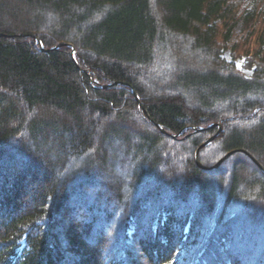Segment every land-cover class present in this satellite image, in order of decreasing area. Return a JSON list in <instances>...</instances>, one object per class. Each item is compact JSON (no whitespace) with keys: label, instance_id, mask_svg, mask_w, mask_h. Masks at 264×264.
I'll use <instances>...</instances> for the list:
<instances>
[{"label":"trees","instance_id":"16d2710c","mask_svg":"<svg viewBox=\"0 0 264 264\" xmlns=\"http://www.w3.org/2000/svg\"><path fill=\"white\" fill-rule=\"evenodd\" d=\"M258 3L0 0V264H264Z\"/></svg>","mask_w":264,"mask_h":264},{"label":"rangeland","instance_id":"374dc122","mask_svg":"<svg viewBox=\"0 0 264 264\" xmlns=\"http://www.w3.org/2000/svg\"><path fill=\"white\" fill-rule=\"evenodd\" d=\"M257 9H258V14L253 17V19L251 20L250 24H245V22L243 20L242 21H237L236 22V25H235V28L233 30L232 42L237 43L239 45H242L246 49H247V47L251 48L253 46V45H251L252 42H253L252 36H253V34H255V32H253V30L254 29H257V28L251 27V25H253L254 20L256 18H258V20L260 22H263L264 23V0H259L258 8ZM259 21L257 22V26L259 27V32H256V33H261L262 30H264V28L261 29L262 24H260ZM223 58L227 62H233L234 65L236 66V68L239 69L246 77H250L252 75V70H249V69L244 68V64H245V59L244 58H246V57H244L243 59L238 58V59H235L234 60L233 57H232L231 50L230 49H226L223 52ZM219 127H221V126H219ZM221 131H222V127H221V130L218 129V131L216 133L217 135L215 134L213 136L214 139L219 135V133Z\"/></svg>","mask_w":264,"mask_h":264},{"label":"water","instance_id":"95a60500","mask_svg":"<svg viewBox=\"0 0 264 264\" xmlns=\"http://www.w3.org/2000/svg\"><path fill=\"white\" fill-rule=\"evenodd\" d=\"M2 34H0V36H1ZM37 43L38 44H41L40 43V41H37ZM56 49V48H55ZM72 58H73V60H74V53L72 52ZM115 84H119V85H124V86H127V87H129V88H131L132 89V87L129 85V84H127V83H122V82H117V83H115ZM132 92H133V94H134V96H135V98H136V100L138 101V97H137V94H136V92L132 89ZM219 129L221 130V127H219ZM161 130V132L162 133H165V131L163 130V129H160ZM217 135V134H216ZM171 137H174V136H171ZM214 139V137H212V138H210L209 140H207L203 145H201L197 150H196V154H195V161H196V163H197V165L199 166V167H201V168H203V166L200 164V162H199V160H198V153H199V150L202 148V147H204V146H207L208 144H210V142L212 141ZM231 153H229V154H227L222 160H220L214 167H213V169H215V168H217L221 163H222V161L224 160V159H226L229 155H230ZM247 154V153H246ZM251 159H252V161L258 166V168L263 172V174H264V169L261 167V165L251 156V155H249V154H247ZM205 169H207V168H205Z\"/></svg>","mask_w":264,"mask_h":264},{"label":"bare ground","instance_id":"6f19581e","mask_svg":"<svg viewBox=\"0 0 264 264\" xmlns=\"http://www.w3.org/2000/svg\"><path fill=\"white\" fill-rule=\"evenodd\" d=\"M55 48H57V47H55ZM73 53H74V52H73ZM73 56H74V55H73ZM72 59H73V58H72ZM74 60H75V59H74ZM74 60H73V61H74ZM212 141H213V140H212ZM212 141H211V142H212ZM211 142H210V143H211ZM208 145H209V144H208ZM204 147H205V146H204Z\"/></svg>","mask_w":264,"mask_h":264}]
</instances>
